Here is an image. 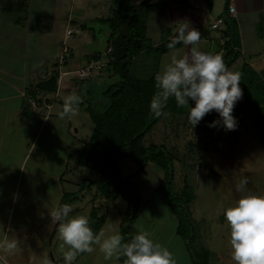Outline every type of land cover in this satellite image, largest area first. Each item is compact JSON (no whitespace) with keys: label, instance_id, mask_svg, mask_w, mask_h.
<instances>
[{"label":"rangeland","instance_id":"1","mask_svg":"<svg viewBox=\"0 0 264 264\" xmlns=\"http://www.w3.org/2000/svg\"><path fill=\"white\" fill-rule=\"evenodd\" d=\"M143 2L145 7L139 14L146 20L148 12V38L151 44L160 45L168 42L166 40L169 38L171 41L176 32L168 21L166 6L170 1L143 0ZM226 3L227 0H215L211 11L208 8L211 5L207 0L201 3L202 8L206 9V12L199 11L204 17V23L200 26L201 37L206 40L205 46L208 45L211 52L221 49L218 39L219 35L224 34L227 25H221L219 30H211L210 25L218 16L225 17ZM255 3L248 8V13H241L236 21L239 24L238 33L239 31L242 33L246 58L249 59L246 62L252 60L254 69L259 71L262 69L261 62L264 61V0H257ZM138 5L140 4H136L134 8ZM148 5H151L150 8ZM112 6V0H107L100 6L97 5V0H65L64 14L67 10L74 13L76 22L70 24L68 29L74 33L81 24L87 26L86 31L75 32L73 36H66L64 25L59 30L61 40L66 37L65 46L73 47L77 57L103 53L102 48L106 46L109 26L96 20L99 16H110ZM54 10L51 12L54 13ZM169 29L172 30L171 35ZM211 38L214 39V43ZM185 47L186 45H183L181 50L170 51L163 56L159 73L171 64L173 57L176 59L188 57ZM148 56L150 58L146 59ZM146 57L137 58L133 62L131 77L146 80L155 72L158 73V57H152V54ZM244 58L241 55L238 63L229 70L238 72ZM112 69H102L103 78L100 80L104 79L103 82L91 80L83 85L86 95L92 92V97L89 95L91 101H98L97 106L102 110L100 113L111 103L109 98L111 93L106 92L112 88L111 85L121 81L117 74H113ZM109 73L112 74L110 78ZM246 80L250 81V78L246 77ZM241 100L242 98L235 106L240 104ZM189 106L194 107V102L189 100ZM174 108L182 111L184 107H177L175 102ZM186 110L180 116L173 113L165 115L141 140V145L146 148L155 145L165 148L172 155L174 173L170 190L172 199L169 196L160 198L158 189L165 179V173L157 168V160L151 157L146 164L138 166L128 155L124 156L118 162L120 176L114 182L117 188L120 187L118 190L121 194L124 191L127 193L132 191V197L139 204V219L135 223V230L142 228L147 231L149 238L172 253L176 264L196 262L234 264L229 244L230 227L223 213L243 195L249 193L264 195V146L259 142L255 118L251 115L248 116L246 123L236 130L225 131L221 127H208L211 122L206 120L209 121L213 112L207 114L204 117L206 120L202 119L194 128L188 122V106ZM75 113L76 116H70L69 120L74 124L77 122L75 126L79 129V139L87 143L92 135L93 123L84 111ZM81 117L85 122L83 126L78 123ZM138 117L137 121L142 118ZM13 120L14 116L8 111H0V153L3 154L0 163L4 160V163L0 164V209L4 207L0 210V219L3 215L8 218L10 211L12 214L10 220L35 225V233L32 232L28 237L32 240L36 236L42 243L39 248L44 247V250H40L41 254H50L47 264H64L60 253L62 241L57 232L59 221L52 223L48 213L53 206L71 205L69 218H72L80 208L85 212V208L92 205L93 218L104 216L101 220V230L105 235L119 232L128 201L121 195H114L113 191L116 188L107 196L99 195L106 184L105 178L109 179L110 176L107 169L103 173L97 169V167L102 169V158H105L102 157V148L92 145L93 147L86 153L85 164L81 165L79 155L74 154V141L78 139L74 134L76 129L74 124L70 132L67 124L53 126L51 122L46 128L40 130L39 126L36 130L35 124L39 123L36 119L35 124L31 121V126L25 117ZM136 125L134 119L128 127L134 131ZM128 138L125 135L127 141ZM110 144L114 147L118 144L112 135ZM154 154L157 155L153 153L152 157L156 156ZM6 172L10 174L6 176ZM245 178L248 183L244 190L240 191L238 185ZM128 184H132V188H128ZM65 195L68 197L65 198ZM174 198L176 200H173ZM183 202H187V208L192 215V225L189 224L185 211H176L178 203ZM27 216L31 220L22 218ZM97 222L94 221L91 227ZM92 249L84 258L76 257L73 264L124 262L123 257L121 261L115 257L112 260H105L98 245H93Z\"/></svg>","mask_w":264,"mask_h":264},{"label":"crops","instance_id":"2","mask_svg":"<svg viewBox=\"0 0 264 264\" xmlns=\"http://www.w3.org/2000/svg\"><path fill=\"white\" fill-rule=\"evenodd\" d=\"M106 1L107 0H97V5L100 6L101 3L103 4ZM114 1L115 0H112L113 6L110 16H99L97 20L105 21L113 17L116 4V1L115 4ZM169 1L166 9L168 10L167 14L170 26L176 29L178 27L176 23L187 21L193 28L201 33L200 26L204 23V17L199 14V11L204 12L206 10L201 6V3H203L204 0ZM256 1L257 0H230V5L235 7L236 12L235 15L228 13V16L230 18L238 19L240 14L246 13L251 5L256 4ZM144 3L143 0H139V3L132 0V4H140V8ZM64 5L65 0H0V111H8L14 116V120L25 117L27 118V122H30V126L31 121H34L35 124L36 119L39 122L38 125L35 124L36 130L39 129V126L40 130L46 128L51 122L53 126H60L63 123L67 124L68 131L70 132L72 125L74 124L71 123L69 120L70 118H66L65 120L59 119V113L62 111L64 98L68 95L76 94L80 97V103L77 106L76 111H84L87 113L86 111H88L89 107H95L98 101H91L92 92L87 91L88 94L86 95L83 85L91 80H99L103 82L102 80L104 79L100 80V78H103L104 71L102 69L113 68L112 71L113 74H115V64L112 61L114 44H112L110 40L109 31L107 34L106 46L102 48L103 53L101 54H90L84 57L80 56L79 58L75 54L73 47L65 46L66 37L61 40L59 31L62 25L65 27L66 36H73L75 32L83 31L84 24L77 27V30L74 33L73 30H69L68 27L70 24L76 23L74 22L75 16L74 13H71L68 10L64 14ZM149 6L151 5H148V7ZM208 8L209 11H211L212 5ZM53 9H55L54 13L51 12ZM147 13L146 20H144V16L142 17L145 37L150 44V48L135 57L133 62L137 58L143 56L146 57V55L151 54V49L157 48L161 45H152L148 38ZM221 17L222 16H218L217 20ZM217 20L213 23L211 22V25ZM171 31L172 30H170V35ZM68 32L72 33L69 35ZM239 34L241 39L239 57L242 55L243 58L245 57V60L240 64L241 67L238 73H240L241 70L243 71V66H246L249 71L245 72L246 77L251 78L252 72L259 76L262 75V73H264V61L263 63L261 62L262 69L259 71L254 69L251 59L248 63L246 62V60L248 61L249 59L246 58L247 53L244 48L242 33L240 31ZM83 37L86 38L87 36L83 35ZM219 37L218 44L221 46V49L217 51L211 52L209 46H205L207 42L203 37H201L197 46L202 52L219 54L223 58L226 54L223 49L225 37L224 34L219 35ZM169 39L166 41H170ZM211 41L214 43L213 38H211ZM201 44H203V46H201ZM183 45V43L177 44L174 49H170L163 56L169 54L170 51L176 52L181 50ZM191 47L192 46L190 45H186L185 47L188 57H190ZM150 56L146 57V59H149ZM163 56L159 57L157 60L158 73L161 65V58ZM237 63L238 60L235 64ZM111 75L112 74L109 73L108 77L110 78ZM246 77L245 82L247 83L248 81L246 80ZM47 87L51 90H48ZM89 95H91V97ZM72 115L76 116V113ZM30 118H34V120ZM5 123L7 124V119L5 120ZM78 123L79 125L81 124V126L85 125L83 117L80 118ZM75 125H77V122H75L74 126ZM74 134L75 137L78 136V139L74 141V154L77 155L88 142L86 143L79 139V129H77V127L74 129ZM2 156L3 154L0 155V157ZM3 163L4 160L0 164ZM9 174V172H6V176ZM99 195H102V193ZM78 198L75 199L78 200ZM85 209V212H83L84 209L81 210L80 208L73 214V216L75 217L79 214L87 216L90 227L94 221H98L97 223L100 224V229L97 232L98 234L101 230V220L104 219V216L93 218L92 205ZM8 214V218L3 215L0 219V226L3 227V231L7 235V241H14L16 243V248L12 252L6 251V240L4 234L0 233V264H47L50 254H45L46 256L44 253L41 254L40 250L42 248H39V246H42V243L36 238V236H34L32 240L28 237L32 232L35 233V225L32 226L28 223L24 224L22 222H16L13 221L14 219L10 220L12 214L10 211ZM22 218H28V220H31L28 216ZM50 221L52 223L55 222V220H51V218ZM42 250H44V247ZM87 253L88 252H85V254L81 256L77 255L76 257L77 259H82ZM119 264L122 263L120 262Z\"/></svg>","mask_w":264,"mask_h":264},{"label":"clouds","instance_id":"3","mask_svg":"<svg viewBox=\"0 0 264 264\" xmlns=\"http://www.w3.org/2000/svg\"><path fill=\"white\" fill-rule=\"evenodd\" d=\"M176 24V36L167 47L174 49L179 43L190 45V57H173L171 64L155 76L156 92L150 101V114L155 117L167 115L164 109L169 99L174 98L177 107H189L188 122L194 128L207 114L215 111L219 118L209 123V128L236 130L238 122L233 110L242 97L240 74L230 71L221 55L199 49L201 33L189 22ZM189 100L194 102V107L189 106ZM79 103L80 97L76 94L66 96L59 119L70 118ZM247 183L246 178L241 180L238 190L243 191ZM71 211L69 204L53 206L48 211L51 220L59 221L57 232L62 241L60 253L64 264H73L78 253L92 251L93 245L99 246L105 260L123 257L124 264H176L172 253L149 238L144 229H138L125 243L119 232L105 235L101 230L94 235L88 217L69 218ZM223 215L230 227L229 244L234 264H264V195H243L233 206L225 209ZM0 233L4 234L6 251L12 252L16 243L7 241L2 226Z\"/></svg>","mask_w":264,"mask_h":264},{"label":"trees","instance_id":"4","mask_svg":"<svg viewBox=\"0 0 264 264\" xmlns=\"http://www.w3.org/2000/svg\"><path fill=\"white\" fill-rule=\"evenodd\" d=\"M214 1L215 0H207V3L212 5ZM134 6L135 5L132 4V0H116L113 17L105 21L97 20L98 23H105L109 26L108 31L110 32V40L112 44H114L115 37L118 35L127 19L132 16V20L129 25L131 40L128 43L126 57L123 61L116 62L112 58V61L115 64V74L119 76L121 81L117 84L111 85L112 88L109 86L110 89L106 92V94L111 93L110 97L106 96L110 98L111 103L107 106L106 110H103L104 112L101 113L100 111L102 110H100L97 105L95 107H89L88 111H86L89 114L94 128L91 140L78 152L79 163L84 165L86 153L90 147L99 146L102 148V157H105L104 159L102 158V169L97 166L96 167L101 173L107 169L110 176L109 179L105 178L106 184L102 187L101 193L105 194L104 196H107L111 190L116 188L113 191L114 195H121L123 199L128 201V208L121 220L119 231V234L124 237L123 242L125 243L129 242L131 237L137 233L134 226L138 219L139 204L132 197V191H129L128 193L124 191L121 194V191L118 190L120 187L117 188L116 183L114 182V180L120 176L118 165L120 159L128 155L138 166L146 164L150 157L156 159L157 168L165 173V179L158 189L159 195L161 196L160 198H163L164 196H169L170 198L172 197L170 190L174 179L172 155L168 153L165 148L156 147L155 145H151L146 148L141 145V140L144 136L150 132L165 115L155 117L150 114L149 111L150 101L156 92L155 76L157 75V72L146 80L131 77V67L134 58L139 56L146 49L150 48V44L148 43L144 33L142 14H139L141 9L144 8L145 3L142 4L141 8L137 11L134 10ZM229 8L230 0H227L224 11L225 17H223L224 24L227 25V29L224 32L225 42L223 49L226 54L223 57V61L228 69L231 68L239 59V51L241 48V39L240 34L238 33L239 24L235 18H230L228 16ZM86 29L87 26L84 25L83 30L86 31ZM169 42L170 41L165 42L157 48L151 49L152 56L159 58L166 54L170 50L167 47ZM243 67V71L239 73L242 100L240 104L235 106L233 115L237 119L238 127L246 123L249 115L253 116L255 118L259 142L262 146H264V73L259 76L258 74L252 72L250 81L246 84L245 72L249 71L246 66ZM47 88L48 90H51L49 87ZM174 106L175 99L170 98L164 111L168 114L173 113L175 115L178 114L179 116L183 115L184 112L187 111L186 106L182 111L174 108ZM174 109L176 111H173ZM138 116L142 118L137 121V118H139ZM218 118V114L213 111L209 121L205 118H203V120L205 119L207 122H212ZM134 119H136L137 125L136 128L134 127L135 130L132 131L128 125H131V122H133ZM111 135L118 141V144L115 147L110 144ZM125 135L129 137V141L125 139ZM153 153H157V155L154 154L156 156L152 157ZM128 186V188H132L133 185L128 184ZM66 197L68 196L65 195V198ZM173 200L176 199L174 198ZM171 205L174 206L172 203ZM177 206L179 207H176V211H185L188 214L187 220L189 221V224L192 225V215L187 208V202H183L182 204L178 203ZM91 229L94 235H96L100 229V224H95ZM83 254H85V252L78 253L77 255L81 256ZM122 264H124V262H122Z\"/></svg>","mask_w":264,"mask_h":264},{"label":"water","instance_id":"5","mask_svg":"<svg viewBox=\"0 0 264 264\" xmlns=\"http://www.w3.org/2000/svg\"><path fill=\"white\" fill-rule=\"evenodd\" d=\"M140 8V5L134 8L137 11ZM132 20V16H130L127 21L124 23L123 27L119 31L118 35L114 39V48L112 51V56L116 62H121L126 57L127 46L131 40L129 25Z\"/></svg>","mask_w":264,"mask_h":264},{"label":"built area","instance_id":"6","mask_svg":"<svg viewBox=\"0 0 264 264\" xmlns=\"http://www.w3.org/2000/svg\"><path fill=\"white\" fill-rule=\"evenodd\" d=\"M235 7L234 6H230V8H229V14H231V15H235ZM224 24V18L223 17H221V18H219L214 24H212L211 25V30H217V29H219V27L221 26V25H223ZM72 32H68V34L70 35Z\"/></svg>","mask_w":264,"mask_h":264}]
</instances>
